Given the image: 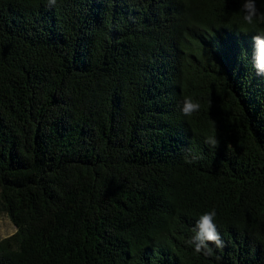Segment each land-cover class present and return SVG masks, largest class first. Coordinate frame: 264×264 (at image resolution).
I'll return each mask as SVG.
<instances>
[{
  "label": "trees",
  "instance_id": "obj_1",
  "mask_svg": "<svg viewBox=\"0 0 264 264\" xmlns=\"http://www.w3.org/2000/svg\"><path fill=\"white\" fill-rule=\"evenodd\" d=\"M243 3L0 0V264H264V23ZM213 209L205 256L188 241Z\"/></svg>",
  "mask_w": 264,
  "mask_h": 264
},
{
  "label": "clouds",
  "instance_id": "obj_2",
  "mask_svg": "<svg viewBox=\"0 0 264 264\" xmlns=\"http://www.w3.org/2000/svg\"><path fill=\"white\" fill-rule=\"evenodd\" d=\"M57 0H48L49 6H55ZM242 10L244 12L243 20L248 24L264 23V12H260L256 6V0H244ZM253 60L257 75L264 76V33L253 36ZM198 102H193L186 98L181 109L185 116H191L200 109ZM208 143L215 145L216 141L209 140ZM215 209L204 213L197 221L194 229L195 235L188 241L189 244L195 245V252L202 253L205 256H212L214 245L216 249H222L225 245L217 230L215 224ZM220 257H217L219 260Z\"/></svg>",
  "mask_w": 264,
  "mask_h": 264
},
{
  "label": "rangeland",
  "instance_id": "obj_3",
  "mask_svg": "<svg viewBox=\"0 0 264 264\" xmlns=\"http://www.w3.org/2000/svg\"><path fill=\"white\" fill-rule=\"evenodd\" d=\"M7 218L8 217L4 213L0 212V241L15 233V228Z\"/></svg>",
  "mask_w": 264,
  "mask_h": 264
}]
</instances>
